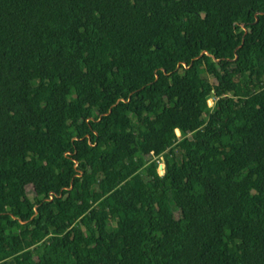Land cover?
<instances>
[{"label": "trees", "instance_id": "1", "mask_svg": "<svg viewBox=\"0 0 264 264\" xmlns=\"http://www.w3.org/2000/svg\"><path fill=\"white\" fill-rule=\"evenodd\" d=\"M0 264H264V0H0Z\"/></svg>", "mask_w": 264, "mask_h": 264}, {"label": "rangeland", "instance_id": "2", "mask_svg": "<svg viewBox=\"0 0 264 264\" xmlns=\"http://www.w3.org/2000/svg\"><path fill=\"white\" fill-rule=\"evenodd\" d=\"M203 78L208 80V81H211V79L209 77L205 76V75L203 76ZM209 104L210 105L212 104V100L211 99H209Z\"/></svg>", "mask_w": 264, "mask_h": 264}, {"label": "water", "instance_id": "3", "mask_svg": "<svg viewBox=\"0 0 264 264\" xmlns=\"http://www.w3.org/2000/svg\"><path fill=\"white\" fill-rule=\"evenodd\" d=\"M176 133L179 134L178 130H176Z\"/></svg>", "mask_w": 264, "mask_h": 264}]
</instances>
